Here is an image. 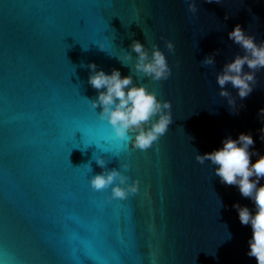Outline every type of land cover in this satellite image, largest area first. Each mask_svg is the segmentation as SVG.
<instances>
[{
  "label": "water",
  "instance_id": "obj_1",
  "mask_svg": "<svg viewBox=\"0 0 264 264\" xmlns=\"http://www.w3.org/2000/svg\"><path fill=\"white\" fill-rule=\"evenodd\" d=\"M196 4L193 14L185 0H0V264H257L247 255L251 226L233 208L255 214L254 203L195 156L241 133L264 155V69L244 100L226 86L238 115L216 83L224 64L243 55L228 38L237 24L264 41V0ZM133 40L159 47L168 80L138 76L134 52L121 63ZM217 50L215 66H203ZM89 63L132 75L171 103L173 123L152 148L112 138L89 101L98 96ZM99 157L129 184L138 180V193L109 203L111 188L94 191L92 176L105 170Z\"/></svg>",
  "mask_w": 264,
  "mask_h": 264
},
{
  "label": "clouds",
  "instance_id": "obj_2",
  "mask_svg": "<svg viewBox=\"0 0 264 264\" xmlns=\"http://www.w3.org/2000/svg\"><path fill=\"white\" fill-rule=\"evenodd\" d=\"M185 2L188 3V10L196 14L198 11L196 0ZM205 2L221 3V0ZM227 19L225 16V20ZM228 38L242 49L243 55L237 54L231 62L224 64L222 71L216 76V83L220 88L219 96L226 99L233 113L238 115L236 100L226 90V86L231 84L237 90L240 100L246 99L253 92L258 83L257 73L264 69V41L258 44L255 36L246 34L239 24L228 34ZM165 46L169 53H174L175 46L171 41H166ZM99 48L104 51L102 44ZM130 48L131 52L119 58L122 64L128 66L127 62L132 60L131 53L134 52L136 62L133 67L138 76L148 77L154 82L169 79L172 70L165 54L156 44L148 49L139 41L133 40ZM217 55L219 50L205 57L202 65L215 66ZM245 66L248 68L247 72L244 71ZM83 67L90 70L88 84L98 93L95 99L89 100L91 107L102 109L99 112V119L107 121L111 126L113 139L121 142L130 141L133 149L147 151L168 132L173 123L169 101L161 102L157 95L145 86H136L132 75L122 78L116 69H113L111 74H106L103 70H98L95 63ZM243 107L244 105H240V108ZM258 116L264 123V108L259 110ZM259 131L260 139L264 141V128ZM254 143L250 133H241L238 139L229 136L222 141L221 149L203 155L197 153L195 159L200 164H204L205 161L211 162L214 174L220 178L222 184L238 187L241 196L254 203L255 214L247 206L238 203L234 204L233 208L238 212L241 225L251 226L252 236L248 242L250 250L247 255L254 257L257 264H264V186L258 187L260 180L264 179V155L250 151ZM254 155L259 158L252 163L251 158ZM95 161L105 170L92 176L90 185L96 192L111 188L109 203L113 200H126L130 195L138 193V180L129 184L130 177L117 169L107 170L103 158L99 157ZM120 168L127 172L130 165L122 164ZM89 169L92 171L91 164Z\"/></svg>",
  "mask_w": 264,
  "mask_h": 264
}]
</instances>
